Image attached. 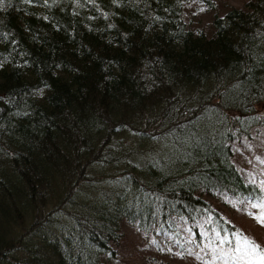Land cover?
Listing matches in <instances>:
<instances>
[{
	"label": "trees",
	"instance_id": "16d2710c",
	"mask_svg": "<svg viewBox=\"0 0 264 264\" xmlns=\"http://www.w3.org/2000/svg\"><path fill=\"white\" fill-rule=\"evenodd\" d=\"M211 1L191 28L189 0H5L0 264H132L129 227L154 264L257 241L236 147L264 148V0Z\"/></svg>",
	"mask_w": 264,
	"mask_h": 264
},
{
	"label": "rangeland",
	"instance_id": "374dc122",
	"mask_svg": "<svg viewBox=\"0 0 264 264\" xmlns=\"http://www.w3.org/2000/svg\"><path fill=\"white\" fill-rule=\"evenodd\" d=\"M211 4L216 3L217 8L221 11H226L230 6H236L241 3V0H212ZM208 0H189L186 11H188V20L190 21L191 28H200L207 26L211 22V18L213 15V10H211L208 6ZM259 147V145H257ZM262 151L260 153L253 152L249 145L243 146V148L236 147V156L242 162V165L245 169H249L252 165V162H255L256 165L260 166V168H264V148H259ZM264 176V172H263ZM251 213L253 215H249L247 213L245 218H247L248 225L246 229L249 232H254L256 235V243L259 244L262 248H264V223H259L255 216L260 215L262 209L251 208ZM128 237L135 241L134 249L137 252L136 260L132 262V264H154L148 257L153 254L157 255V250L153 246L150 248L147 245L148 237L144 234H139L134 228H127ZM187 257L190 259H174L172 264H207L209 260L204 261L201 257L196 256L192 257L189 253H187ZM115 264H123V262H115ZM215 264H223V261L217 260Z\"/></svg>",
	"mask_w": 264,
	"mask_h": 264
},
{
	"label": "snow or ice",
	"instance_id": "6c2138e0",
	"mask_svg": "<svg viewBox=\"0 0 264 264\" xmlns=\"http://www.w3.org/2000/svg\"><path fill=\"white\" fill-rule=\"evenodd\" d=\"M25 2L31 3L32 0H25ZM44 2L46 3L47 0H44ZM4 4L5 0H0V8H3ZM259 196L261 199H264V189L260 190ZM245 200L251 202L253 196L246 197L240 203H245ZM226 202L231 203V201L227 200ZM251 207L262 209L260 215L255 216V219L259 223H264V204L252 203ZM249 215L253 214L249 212ZM223 232L224 235H221V232L215 230V228L211 235L206 231H201V242L207 240V243L204 245V248L207 249L205 255H210L211 257L207 264H215L217 260L223 261V264H264V248L254 240L238 230L229 233L227 227L223 228ZM176 242L179 243L178 240ZM187 242L192 243L193 241L189 240ZM224 245L228 247L225 248ZM181 247H183V244H181Z\"/></svg>",
	"mask_w": 264,
	"mask_h": 264
}]
</instances>
